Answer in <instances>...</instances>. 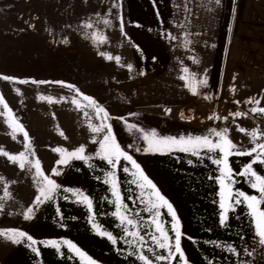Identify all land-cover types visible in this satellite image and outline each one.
<instances>
[{
    "label": "rangeland",
    "instance_id": "rangeland-1",
    "mask_svg": "<svg viewBox=\"0 0 264 264\" xmlns=\"http://www.w3.org/2000/svg\"><path fill=\"white\" fill-rule=\"evenodd\" d=\"M105 19L110 23L104 24ZM87 23L92 27H85ZM128 64L133 66L131 71ZM185 67L188 73L182 71ZM192 73L207 80L206 86H197L195 95L186 86ZM5 76L14 79L5 80ZM0 95L11 110L6 113L0 104V198L5 197V189L9 194L0 199V230H20L38 242L69 240L97 264H142L137 255H129L133 249L125 243L124 232L113 216L116 197L104 183L105 174L112 169L95 158L99 145L92 140L100 136L90 131L84 112L92 117L93 125L100 120L86 107L89 101L83 97L93 98L106 110V123L116 141L157 189L154 176L160 154L169 151H144L147 145L141 133L129 131L128 124L176 137L203 136L227 127L228 138L238 148L251 149L254 145L249 135L238 127L264 133V113L249 112L264 107V0H220L219 4L215 0H0ZM250 99L253 103L247 102ZM238 111L248 115L233 118L231 114ZM13 123L28 133L34 152L28 159L33 163L38 159L42 173L61 189L94 192L97 186L105 190L98 211H94L97 204L93 206V212L100 215L95 223L117 237L116 244L98 235L87 207L62 190L35 207L30 219L24 218L41 184L34 178L35 167L30 171L26 164L22 170L9 159L13 155L19 159L18 154L26 151L23 133L17 132L13 138L9 127ZM81 145L92 160L57 164L61 154L54 149L72 151ZM124 167L129 172H124ZM54 168L59 175H53ZM135 171L121 158L116 169L118 191L128 206L129 218L139 215L134 218L138 227H130V231H138L147 246L155 248L147 234L153 231L152 213H144L147 195L142 198L141 189L132 183ZM193 181L203 188L211 180L202 176L193 177ZM217 186L215 180V189ZM203 197H198L199 205L188 204L194 207L193 220H188L191 212L185 207L176 212L183 215L178 217V230L188 264H264V246L258 243L254 225L247 230L240 227L238 211L231 212L235 219H228L227 214L221 225L220 200L206 204ZM206 205L214 209L208 210ZM142 214L149 217L144 220ZM163 221L162 227L172 236V220ZM229 222L235 224L226 225ZM232 238L239 241L229 242ZM133 244L139 247L135 241ZM35 247L39 255L27 243H13L0 235V264H82L81 257L63 244L60 253L40 243ZM145 254L153 255L146 249ZM155 254L167 255V251L156 248ZM172 264H182L178 254Z\"/></svg>",
    "mask_w": 264,
    "mask_h": 264
},
{
    "label": "snow or ice",
    "instance_id": "snow-or-ice-1",
    "mask_svg": "<svg viewBox=\"0 0 264 264\" xmlns=\"http://www.w3.org/2000/svg\"><path fill=\"white\" fill-rule=\"evenodd\" d=\"M217 4H219L220 0H215ZM104 24H109L110 21L105 19L103 21ZM85 27L91 28L92 24L87 23ZM121 29H123V21L121 19ZM168 38L175 39L170 34H167ZM93 38L97 37L95 34ZM104 38H99L100 42H103ZM67 41H65L66 43ZM104 55V53H101ZM111 59V57H108ZM117 63H119L120 58L116 57ZM194 62H196L194 60ZM132 65L128 64L127 68L129 71L132 70ZM182 71L184 73H188V68H183ZM141 75L144 73L141 72ZM182 80H185V76L180 77ZM5 80H13L14 78L3 77ZM20 83H26V81H19ZM33 83H49L45 81H33ZM55 83H63V82H55ZM206 79H197L194 73L191 74L190 79L186 80V86L190 89L192 94L197 93V86H206ZM67 87L72 88L74 86L67 85ZM79 90H77L78 92ZM84 100L89 101L86 107H91L96 114V119L100 120L98 125H93L91 123L92 117L89 115L87 111L84 112L85 117H87L89 124L88 127L91 132L100 136V139H93L92 143H97L99 145L98 151L95 153V158H99L105 161L110 168L111 171H108L105 175L107 179L104 180L105 184H109L113 195L116 199L113 201L115 205V212L113 216H115L119 221V226L122 228L125 235V243L129 245L130 248L133 249L132 252H129V255H137L138 259L142 262V264H155L156 261L164 262V264H172V261L176 259V254L179 255V260L182 261V264H188L184 256V252L181 249V236L182 233L178 230L179 228V220L176 217L175 211L173 209L172 204L159 192L156 188V185L144 174L140 165L133 160L132 156L129 155L124 149L121 148L120 144L116 141L115 135L113 133L112 127L110 124L106 123L108 119V114L106 110L101 107L93 98L84 96ZM73 102L76 103L75 99ZM248 103H253L250 99L247 101ZM236 103H239L237 101ZM0 104L3 105V108L7 112L11 110L8 108L7 103L4 102L2 95H0ZM255 104L258 106L260 104L259 100L255 101ZM167 111H170L167 110ZM249 112L255 114L257 112L264 113V107H253L249 109ZM5 113V114H6ZM233 118L247 116L248 113L245 112H235L231 114ZM209 119H219V117L210 116ZM224 119H227L225 117ZM9 127L12 130L13 138L15 139V135L17 132L23 133L25 138V152H21L18 154L19 159H17L16 155L9 156L8 153H4L5 156H9V159L13 163H18L19 167L23 170L25 165L27 164L28 169L31 171L33 167H35V176L34 178H39L41 186L39 187V195L36 196L35 202L32 206H29L26 211L23 213L25 219H30L31 215L34 211V208L37 207L40 203L48 200H52L57 191H64L71 193L72 196L76 198V202L84 204L90 212V222L93 224L94 230L98 235L106 237L113 244L117 243V237L113 236L111 232L106 230H102L101 226L95 223V213L93 212V201L89 195L85 194L83 191L79 189H61V186L58 185L55 180L51 179L48 175H44L41 170L40 162L37 159L34 163L29 160V155H34V152L31 149V143L29 140V136L27 131L24 130L23 126L19 123L9 124ZM129 131L135 130L138 133H141V139L146 143L147 147L144 148V151L148 152H161L166 149L168 151H181L186 154L196 156L199 158L202 153H208L209 158L212 159V162L218 166L219 176L215 177L217 183L220 186V202L219 207L222 210L220 213V223L224 225L227 221V213L229 210H234L237 205L244 204L247 209H249V216L252 218L253 225L256 231V235L258 237V243L261 246H264V175L258 174L257 171L254 170L253 165L259 164L264 166V133H262L259 129L253 130H245L243 128H239L238 130L241 132H246L251 142L253 143V147L251 149H240L235 145L229 138L228 133L229 129L227 127L217 130H210L208 135H181L179 137L176 136H162L158 134L155 129L146 130L139 127L137 124H128L127 125ZM57 153L61 154V158L57 161L58 165H66L71 160H82L88 162L93 159V156L86 154V147L81 145L72 151H68L63 148L54 149ZM218 154L213 157L212 153ZM67 153L65 156L64 154ZM163 154V153H162ZM230 155H238V156H249L252 159L241 169L239 173H233L232 168L228 164V157ZM121 158L125 161H128L135 168V172L131 174L135 179L132 180V183L136 184L141 189V197L143 198L147 195V200L143 202L146 205V210L152 213L151 223L153 225V231L148 232L147 234L150 236L153 241L155 248L151 246H147V242L144 239V236L141 235L138 231H130L131 228H137L138 223L134 218H129L127 215L128 206L123 203L120 197V193L118 191V180L116 178V169L120 164ZM191 163V161H189ZM53 175H59L60 172L54 168ZM124 172H129V168L124 167ZM242 176L249 183L250 187L256 190L259 195H249L243 191L235 190L232 185H234L235 177ZM7 189H5V197L0 199L8 198ZM68 199V197H65ZM227 202V203H226ZM166 208L167 213L172 217V228L171 231L173 233L172 236L169 235L168 230L162 225L165 223L160 217L162 216L161 209ZM3 210V204H0V211ZM58 215H59V209ZM154 233H159V235H155ZM0 235L4 236L6 239L11 240L13 243H27V246L32 249L37 255H39V250L37 247V243L43 244L44 246L54 248L58 253H60L61 245L67 246L69 252L74 253L76 256L81 257L82 264H97L91 257H88L86 253H84L77 245L69 240L57 241V240H48V241H40L35 240L31 235L20 231V230H0ZM132 236L135 240V243L139 245V247H135L133 244V240H128L126 237ZM174 240V244L172 241ZM156 248L166 250L167 255L155 254ZM145 249L147 252L153 253L150 257L145 254ZM230 251L235 253L234 248H230ZM255 249L249 251L247 254L249 256L254 254Z\"/></svg>",
    "mask_w": 264,
    "mask_h": 264
},
{
    "label": "crops",
    "instance_id": "crops-1",
    "mask_svg": "<svg viewBox=\"0 0 264 264\" xmlns=\"http://www.w3.org/2000/svg\"><path fill=\"white\" fill-rule=\"evenodd\" d=\"M213 157H215L217 154L212 153ZM160 163L158 165V171H155L157 173L156 176H154L155 179L158 180V190L173 206V209L175 211L176 217H182L183 215L179 216L176 212L189 210L191 212V217L188 218V220H193L192 218V210L193 206L189 205H199V196L205 195V197L202 198V203L206 204H214V201L218 202L220 200V188L217 186L218 190L215 189V177L219 176L218 167L216 164L212 162V159L209 158L208 153H202L199 158L196 156H192L189 154H186L181 151H169L165 154H160ZM252 158L249 156H238V155H230L228 157V164L232 168L233 173H239L241 169L251 160ZM191 161V163H189ZM253 168L255 171L258 172V174L264 175V166H261L259 164L253 165ZM95 170H101L102 168L95 167ZM103 172V171H102ZM202 176H206L207 179H210L211 181L208 182L206 186L203 188H198V185L194 183L193 177L200 178ZM235 183L232 185V187L235 190L243 191L246 194L249 195H259V193L252 189L247 182V180L242 176H236L235 177ZM197 187V188H194ZM94 192H91V190L82 188L81 191H83L85 194L89 195L90 198L93 201V206H95L94 211H98L97 208L102 205V192L105 191L102 187H94ZM107 189V188H106ZM104 193V192H103ZM214 198H213V197ZM216 196V197H215ZM227 203V202H226ZM188 206H183V205ZM207 206L208 210H211V208L214 209V206ZM261 207H264V205H261ZM85 211H89V209H85ZM162 216L160 219H168L172 220L171 215L167 213L166 208L161 209ZM238 211L240 212L239 215V226L243 228H251L253 226L252 218L249 216V209L245 207L244 204L237 205L234 210H229L228 219H235L234 217L231 218V212ZM146 208L144 210V213H146ZM143 213V212H142ZM149 214V213H148ZM143 219H147L149 215L142 214ZM139 215H133V218H138ZM100 217V215L95 214V219ZM152 218V217H151ZM149 218V219H151ZM178 218V219H180ZM148 224V223H147ZM192 224V223H191ZM187 224V225H191ZM232 222L227 223L226 225L231 226ZM193 225V224H192ZM153 226V225H152ZM236 237V236H235ZM239 238V236H238ZM238 238H232L231 241H239ZM135 241L134 239H130ZM186 240V239H185ZM182 241V238H181ZM241 241V240H240ZM246 241V239H244Z\"/></svg>",
    "mask_w": 264,
    "mask_h": 264
}]
</instances>
